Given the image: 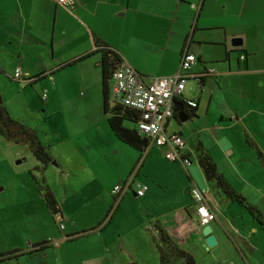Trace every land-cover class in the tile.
I'll return each instance as SVG.
<instances>
[{"label": "crops", "instance_id": "obj_1", "mask_svg": "<svg viewBox=\"0 0 264 264\" xmlns=\"http://www.w3.org/2000/svg\"><path fill=\"white\" fill-rule=\"evenodd\" d=\"M199 1L74 0V6L67 8L55 0H0V79L11 78V74L13 79L18 68L23 76L21 81L35 78L30 81L35 83L48 79L52 100L49 108L55 115L60 113L58 101L62 95H58L61 92L58 87H52L67 77L72 92L70 95L64 92V100L78 99L77 103L83 105L80 106L82 114L90 121L87 123L89 130H102L106 123L103 130L109 145L100 148L99 153L103 149L100 156L104 155L110 164L119 163L118 175L102 187L105 202L109 195L113 198L112 187L131 176V188H127L117 202L130 191L147 209L152 205L149 217L160 221L172 238L178 242H197L205 250L202 227L190 196L192 187H200L206 190L207 205L214 215L210 224L217 244L212 251L220 264H264V227L245 206L230 200L214 183L208 182L198 164L201 149L210 156L226 182L264 215V0H204L198 8L191 7ZM234 38H240L241 45L233 46ZM96 40L115 51L146 85L155 77L176 73L183 53L196 56L183 94L175 99L177 107L185 103V115L181 116L187 119L182 121L176 114L165 124L168 134L182 136L185 141L184 148L179 151L181 157L168 160L166 148L151 143L142 152L126 145L109 128L103 108L102 114L98 108L90 109V100L95 105L102 100ZM67 63L79 68L61 76V68ZM40 72L42 74L37 75ZM203 72L206 74L200 75ZM190 83L194 86V94L185 92ZM78 88L100 96L84 94L79 97ZM50 92L56 94L54 100ZM192 101L196 102L194 109L187 106ZM81 143L85 144L79 147L67 143L61 148L47 145L56 164H48L41 177L57 203L62 196L56 185L58 176L64 185L63 208L58 203L60 220L47 209L37 185L21 173L20 184L29 196L27 209L43 210L46 225L44 232L38 230V235L28 238V243L20 239L18 245L7 249L9 251H3L1 243L0 254L18 251L19 257H1L0 264L28 259L35 254L46 257L50 247L34 251L37 244L49 241L50 246L55 242L61 246L68 241L67 235L97 227L78 228L80 221L72 212L76 201L80 203L81 199L89 203L86 189L95 176L99 178L94 171L98 156L85 153V146L89 151L90 144L85 140ZM38 165L37 161L35 167ZM56 167L60 168V174ZM71 181L74 185L80 184L81 189L70 187ZM138 182L146 186L141 197L135 195ZM4 186L6 183H0V190H4ZM52 220L57 223L60 234L67 230L64 220L72 221L73 229L60 237L52 228ZM154 223L146 228L139 223L131 229L134 237L129 243L127 241L126 248L131 252V260L159 264L157 236L155 234L154 239L153 234L146 233ZM1 224L0 238L5 241L9 232ZM120 250L117 247L116 251ZM191 254L195 258V254ZM102 256L105 255L99 258Z\"/></svg>", "mask_w": 264, "mask_h": 264}, {"label": "rangeland", "instance_id": "obj_2", "mask_svg": "<svg viewBox=\"0 0 264 264\" xmlns=\"http://www.w3.org/2000/svg\"><path fill=\"white\" fill-rule=\"evenodd\" d=\"M78 68L77 66L61 68L59 74L61 76H66L72 74L71 72L74 70L77 71ZM59 71L60 70L54 74H57ZM10 76L11 78L2 77L0 79V105L6 107L13 119L21 121L28 127L36 129L39 139L44 145L49 144L52 145V147L61 148L67 145V143H74L76 146L79 145V147H81L85 144L81 143L82 140H85L90 144L89 151L88 146H85L87 150L85 153H88L90 156L96 153L95 156H98V163L94 166V171L99 178L95 176L94 178L96 179H94L86 189V192H89V203H85L84 200L81 199L80 203L76 201L72 212L75 213L76 217H78V221H80L77 226L78 228L85 227L84 229H89L92 225H101L102 229H90L85 232L80 231L82 234L84 233L83 235H80V232L75 235H70L73 240H68L61 246L53 245V247L47 248L46 257L35 254L29 256L28 259L19 258L18 260H11L2 264H113L114 262L123 264L130 262L131 252L126 248L127 241L129 243V239L134 237V235H131V229L139 223L142 227L146 228L149 224L156 221L160 224L161 222L158 220L155 221L149 217L148 212L153 211L151 210L152 205L147 209L146 206L141 203V200L134 197L130 191L120 203L117 202L118 200L116 201L114 206L117 207L111 211L109 218L107 217L105 219L111 202H113V198L109 195L108 202H105V193H103L104 188L102 187L106 183L109 184V182H112V179L118 175L117 172L119 171V163H108L104 155L100 156L103 149H101V154L99 153L100 148L109 145L104 135L106 123L103 127L104 130L98 128L95 130L88 129L87 123L90 121L88 120V116L82 114L83 110H81L80 106L83 105L77 103V98L73 100H64L63 98L64 92L68 95L72 92L70 82H66L67 77H64V80L57 86L52 87H58L61 91L58 95H62L61 99L58 101L60 113L54 115L49 108L52 100L49 97L48 86H51V83L48 79L43 78L30 85V82L26 80L21 81V79L18 80L14 78L13 80L12 74ZM56 76L57 75L54 77ZM192 90L194 91V86L190 83L185 92L194 94ZM85 91V88H78L77 95L79 97L84 94H88V97H91L93 94L96 96L99 95L92 91H89V93ZM46 92L48 93L47 99L41 100V96ZM50 93L54 100L56 94ZM101 101L97 103L98 105H95L94 101L91 102L90 100L88 106L90 109L98 108L102 114ZM125 125L132 126V123L126 121ZM36 164L37 160L31 155L26 146L16 145L0 136V183H2V185L6 183L4 190H0V223H2V227L5 229L7 228L9 232L5 241L3 237L0 238V244L2 243L4 249L3 251H9L7 250L9 247L18 245L20 239L28 243V238H33L38 235V230L44 232V226L46 225L45 213L39 208H33L32 211H28L26 205L29 203V196L26 189L20 184L22 172L30 183H34L29 174L31 170L37 176V179L41 180V174L43 171L45 172L46 169L35 171L34 168ZM39 166L40 165H38V167ZM57 169L60 174V168ZM61 182L58 176L56 185L58 186L59 194L62 195L60 200H58L60 206L62 205L61 201L63 200L64 192V185ZM68 184L70 187L74 185L72 181ZM74 187L75 190L81 189L80 184H75ZM35 201L34 199V202ZM233 204H235V206L237 205V203ZM65 206L67 208L69 207L68 201H66ZM63 223L64 225L67 223V230L73 229L72 221L64 220ZM52 226L58 233L59 228L55 220H52ZM211 227L213 228L212 225ZM65 231H61V234L58 233V235L62 237ZM146 233L148 236L149 234H153L152 237L156 238V232L152 226L147 228ZM174 240L181 248L195 254L197 264H220L219 259L215 255L216 253L212 251L215 250L213 249L214 247L209 249L203 244L205 251L197 242L189 241L186 243L184 240L178 242L176 238ZM20 245L24 246L25 244L21 243ZM117 247L121 249L119 252L116 251ZM104 248H106V250H104ZM207 251L209 252L207 253ZM100 255L105 256L99 258ZM178 262L179 264H184L182 259Z\"/></svg>", "mask_w": 264, "mask_h": 264}, {"label": "trees", "instance_id": "obj_3", "mask_svg": "<svg viewBox=\"0 0 264 264\" xmlns=\"http://www.w3.org/2000/svg\"><path fill=\"white\" fill-rule=\"evenodd\" d=\"M95 45L97 47V52L100 54L99 67L101 70L102 108L109 128L119 141L142 152L148 147L150 140L147 136L141 134L136 127V121L139 116L138 112L119 103L112 104L111 101H109V83L114 70H116L122 62L121 58L115 51L109 49L103 42L96 40ZM72 64L73 63H67L62 68L69 67ZM41 74L42 73H38L37 75ZM20 79H23V77ZM31 84L33 83L30 82V85ZM40 99L44 100L42 99V96ZM180 106H183L184 108L185 103H180L179 107ZM187 106L190 109H194V107L190 105ZM192 111L193 110H191V112ZM173 117H176V113H173ZM126 121L131 122L132 126L125 125ZM0 136L16 145L26 146L31 155L39 162L40 166L35 167V171H42L48 164L54 161V158L49 151V147L41 142L36 129L28 127L23 122L13 119L4 105H0ZM198 164L208 182L214 183V185L230 200L245 206V208L257 220L259 225L264 227V215L256 207L247 202L246 198L240 195L226 182V180L219 174L210 156L204 153L201 149H199ZM29 174L34 183L37 185L38 191L44 199L49 212L53 216L60 213L59 205L44 178L41 177V180H38L32 170L29 171ZM116 201L117 199L113 197V204L109 207L105 219L107 217L109 218L111 211L117 207L114 206ZM99 228L100 227L97 226L92 229L97 230ZM153 229L155 230L157 236L156 245L159 250V264H174L180 259H182L184 264H197L194 256L189 251L181 248L159 222L154 223ZM67 237L69 238L70 235H67ZM68 240H73V238ZM49 244V241L37 244L35 246L36 250L34 251H39L46 247H53V245L50 246ZM17 252L18 251H11L6 254H0V261L3 260L1 257L5 256L6 258L7 255V258L19 257ZM124 264L141 263L131 260L130 262Z\"/></svg>", "mask_w": 264, "mask_h": 264}, {"label": "built area", "instance_id": "obj_4", "mask_svg": "<svg viewBox=\"0 0 264 264\" xmlns=\"http://www.w3.org/2000/svg\"><path fill=\"white\" fill-rule=\"evenodd\" d=\"M55 1L67 8L74 6V0ZM203 1L200 0L198 4H191V7L196 9ZM195 63L196 56L185 52L181 55L176 73L170 76L155 77L148 85L143 83L140 76L130 65L123 62L114 70L111 76V103H119L136 110L139 114L136 121L138 131L147 136L151 144L166 148L165 157L168 160L181 157L179 151L185 146L182 136L171 135L166 132L165 124L173 116L174 99L183 94L189 71ZM22 77L20 69H16L14 78L20 79ZM45 98L46 93H43L42 99ZM188 104L192 107L196 106L194 101L188 102ZM182 160L185 163L188 162L187 159L182 158ZM131 178L130 176L128 180L115 184L111 190L112 196L118 200L127 188H131V183H133ZM135 186V195L137 197L143 196L146 186L140 183H136ZM190 196L200 227L210 224L214 220V215L207 205L206 190L194 186L190 189ZM60 216V213L55 214L57 220H60ZM54 245H58V242H55Z\"/></svg>", "mask_w": 264, "mask_h": 264}, {"label": "water", "instance_id": "obj_5", "mask_svg": "<svg viewBox=\"0 0 264 264\" xmlns=\"http://www.w3.org/2000/svg\"><path fill=\"white\" fill-rule=\"evenodd\" d=\"M242 40L240 38H234L232 39L231 43L233 46H238L241 45ZM206 72H203V74L200 75H205ZM38 78V76H37ZM35 78H30V79H26V81L30 82L32 80H34ZM176 102H174V108L173 111L174 113L178 114L180 117V119L182 121H185L187 119L186 116H181V115H185L183 112V106L177 107L176 106ZM52 164H56L54 161L52 162ZM201 233L204 236V245L207 246L208 248L214 247L217 244V240L215 235L212 233V227L211 224H207L205 226L202 227L201 229ZM82 234V233H81ZM72 236H70L68 239H71Z\"/></svg>", "mask_w": 264, "mask_h": 264}, {"label": "bare ground", "instance_id": "obj_6", "mask_svg": "<svg viewBox=\"0 0 264 264\" xmlns=\"http://www.w3.org/2000/svg\"><path fill=\"white\" fill-rule=\"evenodd\" d=\"M174 102H175V99H174Z\"/></svg>", "mask_w": 264, "mask_h": 264}]
</instances>
